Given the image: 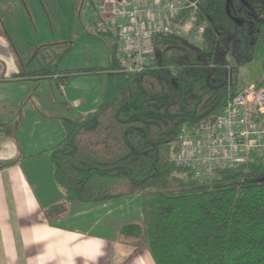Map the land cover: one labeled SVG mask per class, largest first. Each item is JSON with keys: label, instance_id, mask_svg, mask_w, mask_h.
<instances>
[{"label": "trees", "instance_id": "16d2710c", "mask_svg": "<svg viewBox=\"0 0 264 264\" xmlns=\"http://www.w3.org/2000/svg\"><path fill=\"white\" fill-rule=\"evenodd\" d=\"M194 1L195 22L204 27L197 43L157 37L154 58L138 73L121 71L110 46L109 68L58 77L61 84L72 74L104 72L106 83L96 110L62 120L66 136L47 150L54 179L70 204L141 192L142 226L121 232L142 233L156 264H264V151L210 183L174 162L181 126L220 114L247 86L242 71L255 61L261 74L254 83L263 85L264 0Z\"/></svg>", "mask_w": 264, "mask_h": 264}, {"label": "crops", "instance_id": "0c3cea01", "mask_svg": "<svg viewBox=\"0 0 264 264\" xmlns=\"http://www.w3.org/2000/svg\"><path fill=\"white\" fill-rule=\"evenodd\" d=\"M3 4L0 0V164H15L0 169V264H156L144 240H127L117 250L119 228L114 238L97 234L99 221L85 223L81 215L68 214L91 206L67 203L64 192L52 198L41 181L38 164L64 139L62 120H80L98 108L106 75L72 74L61 84L60 73L29 75L24 66L32 46L14 45L9 32L16 24L8 15L15 10L4 12ZM29 116L33 131L24 127Z\"/></svg>", "mask_w": 264, "mask_h": 264}, {"label": "built area", "instance_id": "2783aa9c", "mask_svg": "<svg viewBox=\"0 0 264 264\" xmlns=\"http://www.w3.org/2000/svg\"><path fill=\"white\" fill-rule=\"evenodd\" d=\"M95 27L112 35L119 69L145 70L154 58L157 37L197 43L204 27L196 24L194 0H91ZM175 165L191 170L203 183L214 181L223 169L246 163L253 152L264 151V83L247 85L226 103L220 114L181 126Z\"/></svg>", "mask_w": 264, "mask_h": 264}, {"label": "rangeland", "instance_id": "374dc122", "mask_svg": "<svg viewBox=\"0 0 264 264\" xmlns=\"http://www.w3.org/2000/svg\"><path fill=\"white\" fill-rule=\"evenodd\" d=\"M3 1L4 4L1 9L4 12L15 10H12L13 12L8 15L10 22L16 24V28L9 32L14 45L32 46L30 47L29 64L24 66L29 67L31 72L49 70L55 74H66L79 69L110 67L112 40L102 36L93 25L96 15L91 0ZM5 2L10 4L5 5ZM260 74L261 63L255 61L242 71L241 76L245 79L246 85H250L258 79ZM97 78H100V75ZM88 80L98 84L99 79L91 78ZM28 125H31V131H33L34 124H32L30 116L24 127L27 128ZM63 131V138H65L64 127ZM44 156H46V163H43L44 159H42L38 164L41 166V181L51 191L52 198L56 196V191L63 195L62 189L55 182L53 166L48 153ZM141 194V192H136L129 197L108 202L80 203V206H91V210L73 211V213L69 210L68 214L73 217L81 215L82 218L79 220H84L85 223L99 221L100 226L95 228V232L109 238H114L117 234V228H119L120 234L116 245L117 250H120L128 246L127 240H134L135 242L131 241V243L134 242L132 244H138L144 240L142 233L137 237H131L133 238L131 239L130 236L120 231L122 227L130 223L142 226ZM59 198L56 196V199ZM71 223L70 221L69 224ZM78 225L81 226L80 223Z\"/></svg>", "mask_w": 264, "mask_h": 264}]
</instances>
